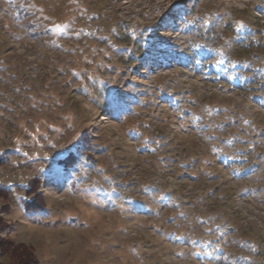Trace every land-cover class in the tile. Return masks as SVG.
Masks as SVG:
<instances>
[{
  "label": "rangeland",
  "instance_id": "obj_1",
  "mask_svg": "<svg viewBox=\"0 0 264 264\" xmlns=\"http://www.w3.org/2000/svg\"><path fill=\"white\" fill-rule=\"evenodd\" d=\"M173 1L90 0L81 9L100 14L74 23L81 37L63 39L64 35L46 45L16 23L9 26L16 31L12 35L3 29L0 15V159L5 161L0 165V186L9 189L11 195V200L0 198V216L7 224L2 235L34 248L36 264H200L192 257L195 251L188 254L184 250L195 246L196 240L173 235L171 226L175 223H168L164 216L171 202H163V198L168 193L182 194L184 178L207 185L203 175L209 169L193 167L194 161L181 162L188 169L173 168L172 174L155 176L166 166L152 165L148 157L138 156L135 147L139 146L136 140L140 131L132 133L118 119L123 114L125 119L142 117L152 125V137L158 134L155 131L159 123L168 125L166 130L174 128L182 138L187 137L182 126L202 115L200 105L227 101L230 93L215 86L206 88L205 74H191L190 66L183 65L184 51L196 53L198 45L208 47V41L203 39L209 24H220L229 17L245 18L243 11L250 0H203L193 8L200 17L199 24L190 28L183 21L185 17L191 19V5L174 7ZM1 4L4 3L0 2V9ZM50 7L51 15L62 9L58 5ZM115 20L128 28L132 40H137L145 26L149 28L145 27L147 31L143 33L157 28L159 34L172 39L162 49H155L156 53L142 57L137 69L128 67L124 52L133 49L111 39ZM82 27L86 28L84 34ZM63 28L60 22L55 32L60 35ZM221 43L229 50L230 43ZM105 83L119 98H127L128 104H102L107 99L94 93L93 88ZM157 84H162L165 91H156L148 103L142 97L135 98L132 87L146 88L145 92L150 93ZM236 103L240 104L239 100ZM128 105L134 114L128 112ZM98 106L105 112L98 114ZM197 129L192 127L191 132ZM86 136L91 141L88 152L92 159H87L90 163L83 166L85 158L81 156L77 165L60 166L58 158ZM120 157L132 168L144 170L127 175L118 167ZM36 175L43 178L42 198L48 204L43 211L27 213L23 207L26 190ZM122 175L128 179V191L123 188ZM242 180L238 176L232 184ZM250 181L261 190L233 203L244 219H258L257 226H264L260 220V215L264 216V180ZM213 185L219 187V183ZM140 197L146 198L145 203L152 201L153 206H145L150 213L138 212L137 207L144 202ZM6 203L11 208L4 210ZM159 214L163 217L158 218ZM223 223L219 220L214 225ZM180 226L188 229L190 223L183 221ZM224 255L213 264L264 262L263 253L246 260H239L240 254L233 258Z\"/></svg>",
  "mask_w": 264,
  "mask_h": 264
},
{
  "label": "trees",
  "instance_id": "obj_2",
  "mask_svg": "<svg viewBox=\"0 0 264 264\" xmlns=\"http://www.w3.org/2000/svg\"><path fill=\"white\" fill-rule=\"evenodd\" d=\"M89 1L0 0L4 3L1 4L0 9L2 27L12 35H16V31L9 26L12 23L19 24L44 45L53 38H61L64 35L63 39L72 36L78 39L82 34L76 33L74 23L90 20L100 14L99 12L81 9L83 4L85 5ZM201 1L203 0H174L172 2L174 7L179 5L186 8L191 5L190 10L193 12L190 15V20L185 17V22L183 21L185 27L190 28L199 24L200 17L195 13L196 9L193 8L197 7ZM51 5L61 7V12L57 11L51 15L49 13V9H52ZM185 8L183 9L185 10ZM170 10L171 8L168 12ZM243 12L245 18L234 19L229 17L221 21L220 24H209V29L205 32L203 39V41H208V47L198 45L196 53L187 49L184 51L186 62L183 65L190 66L191 74L204 73L205 80L203 82L205 83L203 85L206 88L215 86L223 92L230 93L227 101L215 100L214 105H211L210 102L200 105L198 111L202 115L196 116L191 123H188L190 125L182 126L185 130L181 131L187 137L181 138L177 130L174 128H167L166 130L168 125L159 126V123L155 131L158 134L152 137L150 135L152 125L148 123L147 119L142 117L125 119L124 114L118 119V121L124 122L126 129L132 133H137L136 130L140 131L139 134L137 133L139 139L136 140L139 146L135 147L138 156L148 157L152 165L160 163L166 166L164 170L159 169L160 175L154 174L155 176L160 178L172 174L173 168L176 170L188 169L189 166L181 162L194 161L193 167L209 169V172L203 175L204 181L208 182L207 185H199L195 181L197 179L184 178V181L182 180V194L176 196L168 193L163 198V202H171L167 215L164 216L167 217L168 223H175L171 226L174 231L173 235L181 234L196 240L195 246L184 250H188L186 252L188 254L195 251L192 257H195V261L200 264L216 263L219 258L223 257L221 254H225L224 256L229 258L240 254L242 257L239 260H246L251 256L256 257L261 253L264 256V226H257L258 219H244L242 212L235 208L233 203L238 198L244 200L248 195L255 196L261 190L260 186H256L250 180L254 178L258 181L264 180V0H250ZM180 13L183 14L184 12L180 11ZM170 16H167L164 21ZM60 22L64 28L62 34L58 35L55 29ZM120 23L115 20L112 26L111 39L133 49L132 52L128 50L124 52L127 59L124 60V63L128 67L132 65L137 69L138 62L142 57L153 53L155 49H162L172 39L164 34H159L157 28H152L153 31L150 29L151 32L148 34H146L147 32L143 33L149 28V26H145L146 29L143 28L142 34L137 36V40H132L128 28ZM85 29L84 27L81 29L83 34ZM90 29V27L87 28V31ZM212 34L213 36H210ZM221 42L230 43L229 50H225ZM146 46H149V50ZM213 55H219V57L214 58ZM196 58L199 60L196 61ZM161 59L163 61L162 57ZM214 59L215 63H213ZM179 70L183 71V67H179ZM132 88L135 91V98L142 97L141 99H145L146 103L151 101L152 94L156 91H165L162 84H157L155 90L150 93L145 92L146 88ZM93 92L103 94V99L107 100L101 103L108 106L114 105V103L128 104L129 101L125 97L119 98L114 94L116 91L111 90L106 83L98 89L94 87ZM142 92L146 93L143 95L144 97ZM109 98H111L110 104ZM237 100L240 104L236 103ZM127 110L133 114L135 112L132 107ZM97 111L98 114L105 112L99 106ZM215 112L217 113L215 114ZM192 127L199 129L192 133ZM179 138L180 140H178ZM89 145H91V141L86 136L84 141L78 143L68 154L58 158V164L63 167L77 165L81 156H84L85 159L82 161L85 164L83 166L88 165L90 162H87V159H92V154L88 152ZM117 160L119 169H124L127 175L133 171L144 170L138 169V167L132 168L127 163L122 162L121 157ZM4 162L3 158L0 159V165ZM157 172L152 171V173ZM237 175L239 179L243 180L241 183L233 185L232 182L238 178ZM122 176L123 188L128 191L126 185L128 179L125 175ZM43 183V178L39 175L32 177L29 181L26 199L23 203L27 213L43 211L47 208L48 203L42 198ZM218 183V188L213 185ZM129 191L131 190L129 189ZM0 198L11 200L10 190L0 186ZM140 198L143 201L146 200V198ZM41 201H44V204ZM151 202H142V206L137 207L138 212L141 214L150 213L149 208L147 209L145 206L152 205ZM199 207H201V211L197 212ZM7 208H11L9 203L3 206L4 210ZM207 216L209 218L203 221ZM161 217L163 216L159 214L158 218ZM148 218L151 217L148 216ZM260 218L264 225V216L260 215ZM190 219L192 220L190 221ZM219 220L224 222L222 226L214 225ZM183 221L190 223L188 229L180 226ZM6 227L5 219L0 216V264L38 263L34 248L25 243H16L13 239L2 235V231ZM241 243H244L243 247H241Z\"/></svg>",
  "mask_w": 264,
  "mask_h": 264
},
{
  "label": "snow or ice",
  "instance_id": "obj_3",
  "mask_svg": "<svg viewBox=\"0 0 264 264\" xmlns=\"http://www.w3.org/2000/svg\"><path fill=\"white\" fill-rule=\"evenodd\" d=\"M29 191H31V189H29ZM26 198V197H25Z\"/></svg>",
  "mask_w": 264,
  "mask_h": 264
}]
</instances>
